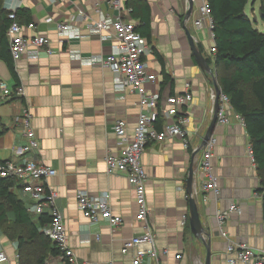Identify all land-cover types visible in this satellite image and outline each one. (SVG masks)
Returning a JSON list of instances; mask_svg holds the SVG:
<instances>
[{"label":"crops","instance_id":"obj_1","mask_svg":"<svg viewBox=\"0 0 264 264\" xmlns=\"http://www.w3.org/2000/svg\"><path fill=\"white\" fill-rule=\"evenodd\" d=\"M148 2L151 21V41L148 42L162 54L165 69L172 78V82L163 84V66L153 52L148 57L149 68L158 80L148 87L159 93L161 104L169 96L182 92L186 82L191 83L194 95L185 113L186 126L191 133L189 148L180 138L151 142L142 157L148 173L149 221L157 237L160 260L165 264H205L207 248L193 236L189 221L187 179L192 165L201 219L211 231V264H228V242L220 234L216 214L233 203L239 204V209L227 221L230 239L247 242L256 250L264 247L263 198L258 191L261 177L249 153L250 137L244 121L230 108V122H217L214 130L218 143L212 161L219 178V190H205L206 176L200 167L202 150L195 155L194 152L214 115L215 82L209 72L200 67L184 29L188 0ZM126 3L127 0H123L120 13L138 24L140 19L132 16ZM3 5L8 11L10 7L20 10V21L23 24L34 22L35 32L48 36L56 50L53 54L43 51L38 59L24 57L16 62L17 78L7 61L0 57V80L12 88L24 85L25 101L32 108L41 143L40 150L29 156L57 169L48 184L58 193L57 204L65 214L69 244L80 264L129 262L133 252H122L124 242L142 234L144 227L137 220L135 190L127 174H107L105 157L110 151H119L118 139L112 130L118 119L127 120L132 136L138 118L139 96L128 90L118 91L113 71L91 65L92 56L111 54L115 42L110 32L100 34L87 29L89 20L99 19V10L113 16L120 14L119 10L112 7L111 0H4ZM72 14L78 16L76 24L80 36L63 42L56 23ZM198 15L194 6L186 25L198 47L202 45L207 59L213 57L210 48L214 40L208 27L194 25ZM25 33L31 31L26 29ZM209 64L215 72V62ZM21 103L19 99L0 96V160H22V156L16 154L17 147L26 141L22 132ZM11 190L29 211L33 202L21 187L13 186ZM79 190L92 194L111 192L113 210L123 217V223L112 226L107 220L86 218L78 205ZM204 196L208 201H204ZM30 213L36 219L37 214ZM14 218L13 212H9L8 219ZM17 245L0 227V250L9 256L3 264H18ZM177 254L182 258L177 259ZM145 260L151 264L156 262L153 257Z\"/></svg>","mask_w":264,"mask_h":264},{"label":"built area","instance_id":"obj_2","mask_svg":"<svg viewBox=\"0 0 264 264\" xmlns=\"http://www.w3.org/2000/svg\"><path fill=\"white\" fill-rule=\"evenodd\" d=\"M193 1L199 14L194 19V25L198 28L208 27L210 36L214 40L212 9L209 0ZM111 4L120 13L123 0H111ZM99 12V19L89 20L87 29L100 34L110 32L115 43L111 54L100 53L92 56L91 65L113 71L116 74L115 88L118 91L128 90L139 96L138 118L132 136L129 134L127 120L118 119L112 125V130L118 139L119 151H110L105 157L107 174L119 172L127 174L129 183L135 190L138 205L137 220L142 222L144 227L142 234L133 236L124 242L122 252L124 254L133 252L131 260L124 264H151L145 260L146 257L155 258L154 264H165L160 260L157 237L149 221L151 208L147 199L148 173L142 157L147 145L151 142H164L180 138L185 147L189 148L191 133L186 126L188 117L185 113L186 107L194 99L191 83L186 82L182 92L169 96L165 103L161 104L159 93L150 90L148 87L149 84H155L158 80V76L149 68L148 57L153 53L151 44L137 30V24L134 20L124 18L121 13L113 16L100 10ZM8 16L11 21L7 30V37L14 63L24 57L38 59L43 51L49 54L56 51L48 36L35 32L37 26L34 22L23 24L20 21L15 7H10ZM76 20H78V16L72 14L68 19L56 23L63 42L80 36V28L77 26ZM26 29L31 33L26 34ZM215 47L213 42L210 48L212 53L216 52ZM211 79L214 82L217 81L216 74L211 75ZM25 95L23 84H17L12 88L5 81L0 80V96L8 99H19L22 102L21 123L26 140L23 145L16 149V154L22 156V160L17 162L0 160V177L17 181L14 186L21 187L23 193L33 202L29 207L30 212L37 215L41 213L50 215L52 220L46 223L44 232L57 244L61 252L58 255L49 256L45 264H80L76 253L69 244L65 214L57 204L58 193L48 184V179L57 174V169L29 156L40 150L41 143L34 125V114L30 104L25 101ZM212 96L213 98L216 97V89H213ZM230 108H232L230 97L222 91L217 116L218 123L227 124L230 122L231 118L228 113ZM237 116L243 120L240 114ZM161 117L164 118V122L159 128L158 122ZM217 143L218 138L213 133L202 149L200 160L201 170L206 176L204 188L216 192L219 190V178L214 172L212 158ZM249 153L252 160L255 161L251 146ZM76 197L80 210L89 220H107L112 226H119L123 223V217L113 210L111 192L92 194L88 190H79ZM204 201H208L207 196H204ZM238 209L239 204L233 203L227 210H220L216 214L220 234L228 242L227 263L264 264V247L256 250L247 242H236L230 239L227 221L231 214ZM176 258L181 259L182 255L177 254ZM8 260L9 256L6 251L0 250V264ZM110 264H115V262L111 261Z\"/></svg>","mask_w":264,"mask_h":264},{"label":"trees","instance_id":"obj_3","mask_svg":"<svg viewBox=\"0 0 264 264\" xmlns=\"http://www.w3.org/2000/svg\"><path fill=\"white\" fill-rule=\"evenodd\" d=\"M249 0H209L212 9L214 43L216 52L208 57L215 62V74L222 91L229 95L231 107L240 114L250 137V144L261 184L258 191L263 198L264 211V30H260L247 14ZM0 0V57L5 59L17 78V71L9 49L7 30L9 11ZM127 7L139 30L151 41L150 4L148 0H127ZM20 10L17 11L18 16ZM199 48L203 50L202 45ZM163 66V84L172 82L165 69V59L153 48ZM16 86V85H15ZM161 117L158 126L162 127ZM17 181L0 177V227L17 241L18 264H45L51 255L61 251L45 234L43 226L52 219L48 213L36 219L27 210L22 199L11 188ZM13 212L14 220L8 219ZM189 227V224H187Z\"/></svg>","mask_w":264,"mask_h":264},{"label":"water","instance_id":"obj_4","mask_svg":"<svg viewBox=\"0 0 264 264\" xmlns=\"http://www.w3.org/2000/svg\"><path fill=\"white\" fill-rule=\"evenodd\" d=\"M193 7H194V1L188 0V12L186 13L185 19L183 22L184 23V29L186 31V34L188 35V39H189V42L191 44V49H192L194 55L196 56L200 67L204 71L209 72V74L213 76V75H215V72L212 70L211 65L209 64V62L206 59L205 55L203 54L202 50L198 47V44L195 40V37L191 33L189 27H187V25H186V21L190 20V17H191L192 11H193ZM215 89H216V97H215V102H214V115H213L211 124L209 125L200 146L195 150L194 155H195V153L201 151L203 149V147L206 145L207 141L209 140V138L214 133V130H215V127L217 124L218 110L220 107V95L222 92V89L219 86V84L217 83V81H215ZM193 181H194V169H193V166L191 165L190 171H189V176L187 179V192L190 196L189 197L190 226H191L193 236L195 238L201 240L207 248V257L205 260V264H211V254H212L211 253V238H210L211 237V231H210V228L205 227V225L201 219L198 201H197V198L195 196Z\"/></svg>","mask_w":264,"mask_h":264},{"label":"rangeland","instance_id":"obj_5","mask_svg":"<svg viewBox=\"0 0 264 264\" xmlns=\"http://www.w3.org/2000/svg\"><path fill=\"white\" fill-rule=\"evenodd\" d=\"M246 12L253 19L255 25L260 30H264V0H249Z\"/></svg>","mask_w":264,"mask_h":264}]
</instances>
